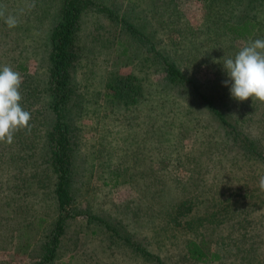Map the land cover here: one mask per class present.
I'll return each mask as SVG.
<instances>
[{
  "label": "rangeland",
  "instance_id": "1",
  "mask_svg": "<svg viewBox=\"0 0 264 264\" xmlns=\"http://www.w3.org/2000/svg\"><path fill=\"white\" fill-rule=\"evenodd\" d=\"M243 1H87L77 32L80 58L72 74L80 95L73 99L80 110L72 111L70 137L74 177L69 195L75 218L67 222L57 255L48 264H154L142 258L137 248L158 256L164 264H204L184 259L183 248L189 242L197 243L207 255H219L217 261L206 264H264V191L259 188L258 172L251 174L247 169L249 175L244 177L242 169L228 175L230 188L242 187L240 202L227 216L217 210V198L203 194L211 181L203 171L207 165L181 163L197 156L205 142L203 118L184 115L183 92L163 80L160 60L154 54L157 51L175 63L187 78L214 86L235 107L240 101L231 96L230 85L224 84L229 78L223 59L234 58L256 39L223 35L216 22L230 14L237 17ZM62 2L0 0L6 14L20 21L9 28L0 18V67L20 72L21 86L26 84L40 95L32 99L31 107L39 113L30 123L31 131L19 130L11 144L0 142V264L39 262L40 246L57 215L55 175L47 157L53 116L45 92V42ZM102 7L104 14L99 12ZM252 15L262 27L257 39H264V0L257 1ZM125 24L137 34L129 33ZM141 35L148 37V48ZM18 64L26 68L24 74ZM114 76L140 79L141 97L136 100L130 95L127 101L113 104L106 84ZM160 83L166 85L165 90L161 91ZM117 85L122 89L124 83ZM263 113L262 106L255 107L250 131H258L257 120ZM154 134L163 139L152 140ZM168 145L182 147L181 157L171 155L174 163L146 151ZM140 147H144L142 156L135 155ZM181 200L193 205L191 212L167 208ZM201 214L208 219L194 231L182 229L181 225L196 221ZM87 215L108 221L134 243L115 240L103 225L89 222Z\"/></svg>",
  "mask_w": 264,
  "mask_h": 264
},
{
  "label": "trees",
  "instance_id": "2",
  "mask_svg": "<svg viewBox=\"0 0 264 264\" xmlns=\"http://www.w3.org/2000/svg\"><path fill=\"white\" fill-rule=\"evenodd\" d=\"M87 1L63 0L57 19L54 20L46 33L47 78L45 81V92L50 97V115L53 116L49 126L50 129L48 130L50 153H48L47 157L50 161L52 174L55 175L54 198L57 205V215L50 223L51 227L49 226V231L45 234V239L40 246V261L36 264H48L56 257L60 238L64 234L66 224L75 218L74 214H72V200L69 195V188L73 184L74 177L70 137L73 133H71L73 125L71 115H75L72 114V111L77 107L80 110L79 105L73 99L80 97V95L77 94L72 74L74 73L73 68L80 58L81 48L77 44V32L81 11L87 5ZM202 1L209 2L210 0ZM257 1L244 0L237 17H233L230 14V17L228 16L227 19L217 21L218 32L244 40L257 39L259 33L262 31L260 24L252 17V11L256 7ZM231 10L234 9L231 8ZM99 12L104 14L106 13V9L102 7V9H99ZM125 26L129 33L137 34L132 26L129 24H125ZM140 38L144 42V47L148 48V37L144 38V35L143 37L141 35ZM151 51L152 49H149V52ZM154 54L160 60L164 74L163 80L174 87H180L181 92H183L186 102L184 115L190 116L192 119L193 117L197 119L195 116L203 118L204 124L202 123V127L205 142H202L198 147L197 156L186 157L184 160H181V163L189 165L198 161L201 164L207 165L206 170L203 171H205V174L209 176L211 181L203 194H211L212 200L214 199L213 197H216L218 201L216 203L217 210H222L227 216L231 210H237L242 190V187L239 186L234 188L229 187V182L227 181L228 175H232L235 170L241 172L242 169H245V172H241L244 177L247 174L249 175L248 170L251 174L257 171L259 178L261 173L264 175V113L257 120V123L260 125L258 131L252 132L248 129L250 127L249 124L252 123V118L255 117H252L253 110L259 106H262V109H264V102L253 99L249 102L240 101L233 109L214 86H202L194 80L187 78L181 69L175 63L168 60V58L163 57L157 51ZM219 55L222 57L221 54ZM17 69L23 74L27 71L23 64H18ZM114 77L112 81L106 84L107 91L111 93L109 94V96L111 95L109 100L111 99L113 104H118L124 100L127 101L130 95L131 98L136 100V97H141L142 85L140 79L125 77L122 80L120 77ZM122 82L124 85L120 89L117 84ZM24 85L26 84L21 86L23 96L22 106L31 113V121H34L37 118L36 114L39 113V110H33L31 107L34 102L32 99H38L40 95L36 89ZM159 86L161 87V91L166 88V85L162 83ZM26 98H28V104L24 102ZM31 121L30 123H32ZM159 138L163 139V135L154 134L151 139L160 141ZM180 141H182V138ZM179 147L182 150V147ZM180 148L177 149L168 145L165 147H155L151 151L146 149V151L150 156L155 155L163 161L174 163L171 158L174 155L181 157ZM142 149L144 147L137 148L138 151L135 152V155L142 156ZM218 174L221 176L220 179L217 178ZM207 201L211 202L210 200ZM201 204L204 207L203 212H206L208 206L204 205V201ZM211 205L212 208L215 207L214 204ZM192 206L189 201L181 200L171 204L167 208L175 210L177 213L180 211L188 213L192 211ZM87 216L86 219L89 222L96 221L103 225L105 231L115 240H123L130 245L134 243L131 237L123 236L108 221ZM206 219L208 217L201 214V217L196 221H187L181 227L183 230L188 229L191 232L200 223L205 222ZM173 220L176 223L177 220ZM162 229L163 227H160L159 231ZM183 251L184 259L188 258L197 263L206 264L219 259V255L216 253L211 255L205 254L195 242H189L184 246ZM137 252L140 253L139 255L142 258L149 259L154 264H164L158 256L150 254L143 248H137Z\"/></svg>",
  "mask_w": 264,
  "mask_h": 264
},
{
  "label": "clouds",
  "instance_id": "3",
  "mask_svg": "<svg viewBox=\"0 0 264 264\" xmlns=\"http://www.w3.org/2000/svg\"><path fill=\"white\" fill-rule=\"evenodd\" d=\"M6 13V7L0 5V18H4L9 28L17 27L18 16ZM223 66L229 78L224 84L230 85L234 99L264 102V39L250 41L234 58L223 59ZM22 83L20 72L11 66L0 67V142L11 144L19 130L31 131V113L22 106ZM259 188L264 191V175L259 178Z\"/></svg>",
  "mask_w": 264,
  "mask_h": 264
}]
</instances>
